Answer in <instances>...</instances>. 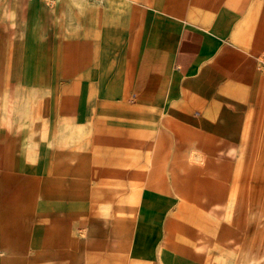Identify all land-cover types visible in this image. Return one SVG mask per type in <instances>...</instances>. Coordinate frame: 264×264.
Listing matches in <instances>:
<instances>
[{
	"label": "crops",
	"instance_id": "0c3cea01",
	"mask_svg": "<svg viewBox=\"0 0 264 264\" xmlns=\"http://www.w3.org/2000/svg\"><path fill=\"white\" fill-rule=\"evenodd\" d=\"M60 1L48 5L45 0H32L33 73L32 81L25 82L23 30L19 23L11 26L8 18L19 22L25 0H0V35L4 40L0 264H9L8 257H12V264H201L202 257L220 256L215 249L210 253L190 250L173 255L169 261L166 257L165 262L160 250L169 218H182L186 206L195 209L196 215L199 192H209L205 202H215L205 176L215 177L218 162L223 174H231L238 166L234 161L239 156L242 159V137L226 138L216 129L226 114L244 118V127L255 105V91L264 88V73L259 69V57L264 52L255 39L256 27H250L255 20L261 21L259 17L264 27V0H65L62 8ZM84 15H89L91 23L100 21L102 35L80 42L79 61H75L70 50L73 41L59 45L55 32L61 29L72 37V31L80 29L84 36ZM78 20L81 27L74 28ZM10 53L17 58L13 62L17 70H9ZM75 63L80 64L82 83L76 76L60 78L53 101L54 119L49 115L42 121L38 98L41 79L52 82L59 79L60 72L73 74ZM84 93L92 96L91 102L83 99ZM63 95L81 97L75 115L60 112ZM106 105L114 108L111 114L102 112ZM37 122L45 133L47 125H52L50 148L44 134L41 146L33 147ZM175 125L195 129L196 139L185 146L174 134ZM19 129L28 139L26 150L16 152L23 162L16 169L7 162V144L13 142ZM160 130L165 135L159 136ZM96 136L101 140L95 143ZM234 144L240 145L239 150L228 153ZM158 145H162L161 150H152ZM209 148L221 153L216 156ZM57 149L65 151L57 157ZM57 159L66 164L72 160L88 164L92 181L89 198L86 194L84 198L90 201L92 211L82 214L81 219L97 216L95 235L100 245L88 244L86 225L58 213L52 205L47 213H32L29 236L18 232L20 249L11 250L16 221L9 216L18 208L24 175L40 177L44 166H48L49 175ZM149 171L163 176L166 182L159 185L138 179ZM202 176L205 182L200 183ZM181 177L191 180L178 183ZM77 191L82 196L87 189ZM142 197L148 203H164L166 209L158 221L136 218L131 208L139 205ZM56 225L62 228L60 240L64 242L59 256L57 247L46 253L36 241L44 234L51 239L46 228ZM141 227L153 228L154 233L146 234ZM120 239L128 240L129 247H121Z\"/></svg>",
	"mask_w": 264,
	"mask_h": 264
},
{
	"label": "rangeland",
	"instance_id": "374dc122",
	"mask_svg": "<svg viewBox=\"0 0 264 264\" xmlns=\"http://www.w3.org/2000/svg\"><path fill=\"white\" fill-rule=\"evenodd\" d=\"M48 5L54 3L56 0H45ZM59 7H63L65 0L60 1ZM41 20L44 16V7H41ZM63 11V10H62ZM90 13V9L88 10ZM58 13V11H57ZM89 16V15H88ZM84 15L83 26L86 28L85 35L82 36L80 29L72 31V37H69L63 30L59 29L55 32L56 42L59 45H64L65 40H72V50L75 55V61H79L80 42L100 39L101 33L98 30L100 21L96 20L94 23L90 22V17ZM10 25L14 26L19 23L20 30H23V69L25 73V82H31L32 77V54L34 43V16L32 9V0H25L24 9L19 16V22L13 21L8 15ZM74 18V16H73ZM80 18V16H78ZM92 18V17H91ZM261 21H254L250 27H256L255 39L261 47V52L264 49V27ZM258 20V18H257ZM36 21V20H35ZM79 20L74 23V28L81 27ZM99 25V26H98ZM22 32V31H21ZM84 33V32H83ZM54 38V40H55ZM43 40V34L41 37ZM4 40L0 35V91L2 89L1 68H2V45ZM9 70H17V58L10 53ZM262 56V55H261ZM261 56L259 58H261ZM65 67V65H62ZM73 74L69 72L58 73L59 79L52 82L41 79V96L38 98L42 102L41 120L47 118L49 115L54 119L55 107L53 101L57 99V89L60 83V78L76 76L80 77V64L73 65ZM260 71L264 73V69L259 67ZM70 71V70H69ZM79 81L82 83L81 79ZM90 81V80H89ZM88 82V81H85ZM84 88V87H83ZM91 102L92 96L90 94H83V99ZM80 96L63 95L61 98L60 112L63 115H75L80 107ZM255 105L252 108L247 124L243 127L244 118L236 114H226L216 133L226 138L242 137V159L234 161L238 166L231 174H223L222 165L218 162L215 177L205 176L208 186L213 190L211 195L215 196V202H209L205 199L204 191L198 194V206L195 209L185 207V213L182 218H169L166 223L165 238L161 245V256L165 261L167 257L173 258V255L187 254L190 250L199 251L202 253H210L213 249L214 253L218 255H208L203 258L201 264H264V88L259 87L254 93ZM114 108L111 106H104L102 112L107 115L111 114ZM139 115V114H138ZM34 131L33 147L41 146L42 136H45L46 146H52V125H47V133L43 132V126L40 122ZM175 136L179 141H183L185 146H189L193 139H196L198 132L195 129L183 126H173ZM8 130H10L8 126ZM44 134V135H43ZM165 135L164 130H160L159 136ZM28 136L25 131L19 129L17 134L13 137V142L7 144L8 164L13 168H21L22 160L16 152L26 150ZM101 139L96 136L94 142ZM60 145L62 143H59ZM238 144L232 145L228 153H235L239 150ZM162 145L156 146L152 150H161ZM96 152V147L94 148ZM210 153L217 156L218 150L209 148ZM65 150L57 149V157H59ZM15 152L12 158L10 154ZM151 165L155 166V162L150 160ZM78 161H71V164H66L63 159H57L55 164L51 167V174L48 175L47 168L44 166L43 174L40 177L24 175V187L20 198L18 208L11 211L9 219L16 221L12 227L15 228V235L10 238L12 243L11 250L20 249L21 244L18 232H24L28 237L31 232V215L34 211L47 213L52 205L55 206L56 211L63 212L66 216L78 218L79 222L86 225V233L89 238L88 244L99 246L100 241L96 238L95 233L97 228V216L89 215L87 219H81L82 214L92 211L90 201L85 199V194L88 195L92 176L90 174L89 166L85 162L79 164ZM139 180L151 184H163L165 178L149 171L148 174L138 175ZM200 183L205 182L202 176ZM191 179L188 177H181L178 183H188ZM206 184V183H205ZM204 185V184H201ZM204 187V186H202ZM83 188L82 196L78 193V189ZM140 187H136L139 189ZM135 192L134 195H138ZM91 195V193H90ZM189 196H194L192 193H187ZM145 197L141 198L139 205L131 208L136 213L137 219H150L154 222L158 221L165 211L164 203L149 201L146 202ZM107 211V209H105ZM124 210V209H123ZM119 219L116 216V220ZM55 227V228H54ZM49 227L51 239H47L44 234L39 237L37 241L38 248L46 253H51L56 249V255L63 254L64 242L60 240V232L62 230L58 225ZM44 230V229H40ZM146 234H153L154 229L141 227ZM122 235L124 230L121 229ZM44 233V232H43ZM18 240V241H17ZM121 247H129L128 240L120 239ZM149 241H146L145 245ZM28 246V240L24 244V249ZM9 258V264L13 263L12 257ZM167 261V262H168ZM166 262V261H165Z\"/></svg>",
	"mask_w": 264,
	"mask_h": 264
},
{
	"label": "built area",
	"instance_id": "2783aa9c",
	"mask_svg": "<svg viewBox=\"0 0 264 264\" xmlns=\"http://www.w3.org/2000/svg\"><path fill=\"white\" fill-rule=\"evenodd\" d=\"M259 65L262 69H264V53L261 56V58L259 59Z\"/></svg>",
	"mask_w": 264,
	"mask_h": 264
},
{
	"label": "bare ground",
	"instance_id": "6f19581e",
	"mask_svg": "<svg viewBox=\"0 0 264 264\" xmlns=\"http://www.w3.org/2000/svg\"><path fill=\"white\" fill-rule=\"evenodd\" d=\"M264 52V49H263V51H262V53Z\"/></svg>",
	"mask_w": 264,
	"mask_h": 264
}]
</instances>
